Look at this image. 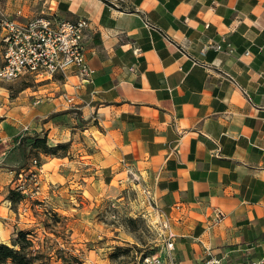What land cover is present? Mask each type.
I'll return each mask as SVG.
<instances>
[{
	"label": "crops",
	"instance_id": "crops-1",
	"mask_svg": "<svg viewBox=\"0 0 264 264\" xmlns=\"http://www.w3.org/2000/svg\"><path fill=\"white\" fill-rule=\"evenodd\" d=\"M0 6L19 19H87L85 56L95 71L77 90L69 75L23 96L0 91L1 159L23 130L46 135L49 146L68 148L40 155L38 183H135L175 235L176 264H202L210 251L228 253L223 264H264V0ZM209 44L221 49H204ZM59 88L75 94L76 105L56 95ZM15 173L0 171V183H18ZM215 209L224 217L212 225ZM8 212H0L1 243L21 229ZM4 218L16 225L5 231Z\"/></svg>",
	"mask_w": 264,
	"mask_h": 264
},
{
	"label": "rangeland",
	"instance_id": "rangeland-1",
	"mask_svg": "<svg viewBox=\"0 0 264 264\" xmlns=\"http://www.w3.org/2000/svg\"><path fill=\"white\" fill-rule=\"evenodd\" d=\"M49 83L50 80L35 81L33 77L0 80V91L10 97L23 96ZM63 92L59 88L56 95ZM26 132L23 130L8 148L9 153L0 158V171L24 169L15 173L17 179L19 174L26 177L33 169L34 158L36 166L41 163V156L30 146L29 139L24 150L19 147L21 137H31ZM36 179V182L0 183V202L6 200L8 208H1L0 212L4 215L9 211L15 215V221L22 219L18 228L31 233L36 248L50 264H134L145 254L165 252V221L158 215L149 193L137 184L129 183L118 190L99 187L97 183L66 189L57 184L38 183ZM17 186H21L24 198L12 204L6 197L9 189ZM2 222L5 231L16 225L15 222L12 226L7 218ZM4 237L3 243L10 245L12 237ZM173 258L175 261V250Z\"/></svg>",
	"mask_w": 264,
	"mask_h": 264
},
{
	"label": "built area",
	"instance_id": "built-area-1",
	"mask_svg": "<svg viewBox=\"0 0 264 264\" xmlns=\"http://www.w3.org/2000/svg\"><path fill=\"white\" fill-rule=\"evenodd\" d=\"M18 15L19 12L16 13ZM88 24V20L84 18L56 21L46 15L19 19L10 16L0 6V80L12 81L23 77H33L35 81L57 77L66 80L71 75L77 78V83L73 86L76 90L92 83L95 71L86 60L83 42ZM209 47L221 49L218 44H209L204 49ZM138 51L139 49L134 48V52ZM229 51L234 52L235 49L229 47ZM61 96L67 105H76L75 94L63 92ZM36 165L37 161L33 159V169L29 170L26 177L22 178L19 174L18 183L25 180L36 182ZM223 217L224 214L215 209L211 224L219 223ZM164 227L167 229V225ZM174 241L175 235L167 231L165 252L145 254L134 264H176L173 258ZM227 256L226 252L213 254L210 251L203 258L202 264H223Z\"/></svg>",
	"mask_w": 264,
	"mask_h": 264
},
{
	"label": "trees",
	"instance_id": "trees-1",
	"mask_svg": "<svg viewBox=\"0 0 264 264\" xmlns=\"http://www.w3.org/2000/svg\"><path fill=\"white\" fill-rule=\"evenodd\" d=\"M28 139L31 141L30 146L37 151L39 156H60L63 155L68 148L67 144L49 146L47 144L46 135L35 133L32 134L30 138H20L19 147L21 149L24 150L25 142ZM40 165L41 163L38 164L39 167ZM16 170V174H18L21 167H17ZM22 194V189L17 186L14 189H9L6 198L14 204L24 198ZM30 234V232L18 230L11 238L10 245L0 243V264H50L47 262L46 255L40 249L36 248Z\"/></svg>",
	"mask_w": 264,
	"mask_h": 264
}]
</instances>
